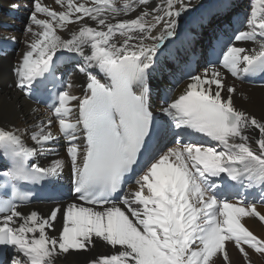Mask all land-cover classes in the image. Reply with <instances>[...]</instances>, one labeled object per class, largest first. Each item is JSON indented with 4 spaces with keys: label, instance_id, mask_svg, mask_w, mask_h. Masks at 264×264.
<instances>
[{
    "label": "snow or ice",
    "instance_id": "snow-or-ice-1",
    "mask_svg": "<svg viewBox=\"0 0 264 264\" xmlns=\"http://www.w3.org/2000/svg\"><path fill=\"white\" fill-rule=\"evenodd\" d=\"M54 2L61 10L33 0L26 50L12 72L15 88L35 97L29 109L34 119L47 95L45 111L65 140L66 160L45 166L36 161L60 139L51 118L22 128L0 126V246L12 253L6 264H56L97 240L112 254L89 264H216L217 259L231 264L229 243L245 264H251L249 249L264 255V239L242 223L254 217L264 224L256 207L264 203V120L235 106L237 88L225 76L249 82L264 77V0H249L246 18L235 21L237 30L217 38L212 49L217 62L196 74L185 63L186 86L170 102L173 90L165 91L158 115L151 100L152 72L158 56L172 55L166 45L181 36V18L193 10L192 0H156L155 6L152 0ZM208 22L196 18L198 25ZM70 25L78 28L69 30ZM183 37L191 41L195 34ZM247 43L253 46H238ZM61 61L85 77L82 95L72 94ZM255 131L259 138L250 135ZM142 154L137 187L124 191ZM66 162L73 199L57 204L48 216L21 212L20 205L33 196L30 186L60 180ZM225 190L253 191L259 200L230 201Z\"/></svg>",
    "mask_w": 264,
    "mask_h": 264
},
{
    "label": "bare ground",
    "instance_id": "bare-ground-1",
    "mask_svg": "<svg viewBox=\"0 0 264 264\" xmlns=\"http://www.w3.org/2000/svg\"><path fill=\"white\" fill-rule=\"evenodd\" d=\"M155 2L156 0H152V4L150 6H155ZM32 3L33 0H0V126L8 127L11 125L22 128L25 125L35 123V119L43 118L46 121L51 118L53 121L51 130L55 135L59 136L60 139L54 144L47 146L48 148L54 149V151L37 156L36 161L39 162L41 166H45L52 159L66 160L65 140L59 133L55 117H50L49 112L45 111V107L42 104L39 105L40 112L34 119L33 115L29 112V109L33 106L35 98L25 97L15 88V77L12 72L13 66L26 50L24 41L29 39V37L26 36L24 30L25 26L29 23L28 17L30 15V11L32 10ZM43 3L51 6L57 11L61 10L60 6L56 5L54 0H43ZM13 4H16L19 7L13 9L11 7ZM192 4L194 6L193 10L181 18V36L176 38L184 39L183 33L192 31L195 34V38L188 41L192 46H199V35L201 34V30L204 26L200 25V27L197 28L199 26L196 23L197 17H208V23L212 24L217 14L220 12L223 14L227 13L224 24L218 28L219 37L223 36L224 38H227L237 30L235 21L244 20L249 12V0H192ZM38 15H40V18H44L42 14ZM217 17L216 20H218ZM222 17L223 16L220 18ZM85 22L92 24V22L88 21L87 18H85ZM93 26L95 25L93 24ZM76 28H78V25L69 26V30H75ZM60 34L67 38V32H61ZM13 37L15 39H9ZM117 39H119V37H117ZM173 41H170L168 44H171ZM167 45L166 53L168 52ZM247 45L248 48L253 46L252 44ZM185 56H187L188 59L181 53H178L177 60L174 62L169 61L166 55L157 57V64L152 72L153 94L151 97L153 111L154 113H157V115V110L165 99V91L169 88L173 90L168 94L170 102L171 98L180 94L188 82L187 78H183L181 70H176L177 68L174 67L181 63L180 61L190 59L191 52L187 49H185ZM201 61L202 59L199 60V62ZM73 68V64H66L61 61V73H63L64 79H71L74 85L71 89L72 94L82 95L83 93L80 85L85 82V77L78 72H74ZM201 70L202 68L192 74H196ZM171 71L176 74H173ZM69 73H71V76H69ZM58 75H60V73H58ZM225 76L226 83L235 84L237 88V93L234 96L235 106L256 116L257 119L264 120V87H251L236 81L227 73H225ZM241 93H245L247 99L241 96ZM73 116L75 117V113ZM250 135L259 136V133L258 131H255L250 133ZM173 138L174 136H170L168 138V146H172L175 143ZM25 140L26 143L32 146V142L28 139V137H25ZM192 142L196 141L194 140ZM70 178V167L66 162L62 177L55 183L68 184ZM136 187V185H130L127 188V191H134ZM242 194L247 196L249 201H253L254 198L257 201L259 200V196L253 191H248ZM229 200L232 201L234 199ZM53 207L55 206L40 205L25 208L29 210H36L41 216H48ZM256 207L261 213H264V203L257 202ZM19 210L26 214L24 208L19 207ZM242 223H244L245 226L258 237L264 239V224L258 221V219L254 217L242 218ZM61 227L62 213L58 215V219L56 221V229L59 230ZM49 234L56 235L58 233L50 230ZM227 251L231 264H245V259L231 243L227 244ZM110 254H112L110 247L97 240L95 242V246L90 247L89 250H82L78 252L70 251L65 256L58 258L56 260V264H89L90 260L95 259L100 255ZM248 258L251 263L255 262V264H264V255L257 254L250 249L248 250ZM216 264H221V260L217 259Z\"/></svg>",
    "mask_w": 264,
    "mask_h": 264
},
{
    "label": "rangeland",
    "instance_id": "rangeland-1",
    "mask_svg": "<svg viewBox=\"0 0 264 264\" xmlns=\"http://www.w3.org/2000/svg\"><path fill=\"white\" fill-rule=\"evenodd\" d=\"M234 247V246H233ZM235 248V247H234ZM251 264H255V262L254 263H251Z\"/></svg>",
    "mask_w": 264,
    "mask_h": 264
}]
</instances>
